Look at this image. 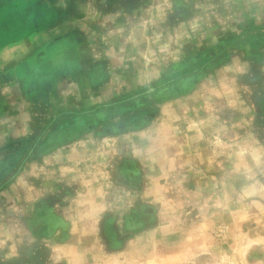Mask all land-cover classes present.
I'll return each mask as SVG.
<instances>
[{"label": "crops", "instance_id": "crops-1", "mask_svg": "<svg viewBox=\"0 0 264 264\" xmlns=\"http://www.w3.org/2000/svg\"><path fill=\"white\" fill-rule=\"evenodd\" d=\"M152 1L0 0V264L115 263L98 230L102 217L127 205L121 196L155 206L154 228L140 235L153 239L149 256L129 245L119 256L140 264H180L203 254L220 224L236 235L249 223L251 231L264 230V181L254 171L264 147L243 134L228 141L225 128L222 142H213L204 125L213 101L241 106L236 85L249 87L258 107L264 95L252 74L237 83L231 58L222 83L207 77L172 94L186 76L168 78L161 85L171 94L156 98L162 104L154 119L139 117L140 101L153 94H137L141 87L159 85L171 67L184 75L192 68L184 61L189 50L175 66L146 62L150 48L156 54L148 46L156 31L142 28L150 9L158 19L173 18L162 9L165 0ZM166 2L174 14L182 6ZM220 4L211 18L222 25L223 53L264 44V0ZM162 35L171 43L168 29ZM127 165L137 168L140 184L113 186L121 169L129 177ZM124 207L126 214L130 205ZM240 235L230 246L264 247L260 235Z\"/></svg>", "mask_w": 264, "mask_h": 264}, {"label": "rangeland", "instance_id": "rangeland-1", "mask_svg": "<svg viewBox=\"0 0 264 264\" xmlns=\"http://www.w3.org/2000/svg\"><path fill=\"white\" fill-rule=\"evenodd\" d=\"M183 1L179 0V2L182 3V6H180V10L178 12L175 10L177 12L176 14H174L175 12H173L175 6L173 7L169 5L166 0L165 4L162 5V9H164V12L166 11L167 13V10L170 11L169 13H171L170 15L173 14L174 19L172 17L167 18L165 20L164 18L163 20L158 19L154 8H152V10L150 9L147 17V20L149 21L146 22L145 26L144 24H142V28L145 27L146 29L152 30L154 32L156 31L154 34L155 36L152 35V40L148 38V46L154 47V53L156 54H152L153 52L150 48V52L152 53L148 52L146 55V59L145 57L144 59L149 64H152L150 63V61L152 59H155L163 63V66H175L176 63H179L184 57H187L186 51L189 50L192 52V57L185 59L184 61H189L188 66H191L192 68L188 70V75H184L187 71H182L181 68L173 69L174 67H171L172 69L168 70V74L164 76V80H158L159 85L150 84L147 85V87L145 88L141 87L137 94H153L152 96H150V99H148V101H140V104L138 105V107L141 106L140 111H142V113H139L140 111L138 112L140 118L146 117L154 119V116L157 114L158 111V105L162 104V102H158L156 98L174 93L172 91L170 93L166 85H161L163 84V82L168 81V78H181L186 76L182 78V81L176 82L178 83V87L179 83H183L185 81H188L189 79H193V85H195L199 80H202L207 77L211 80H218L219 83H222V67L224 65H227L230 62L231 58L235 59L236 62V65L234 64V71H237L235 72V74L239 73L235 77L237 83H239L240 79H244L242 78V76L250 77V74H252V77L257 79V89H259L257 91L259 92V95H264V44H260L258 49L252 48L253 51L249 48L251 50V52L249 53H245V49H243V55L236 53L237 50L234 47L228 48V51H225L223 53L222 25L217 23V21L214 20L213 17L211 18V13L213 12L211 11V9H214L216 11H222V4H220L221 0ZM153 3L154 0L152 1V4ZM184 6H186V8H184ZM186 11L190 12L188 13ZM180 13L184 14H181L180 16ZM167 29L168 33L171 34V43H168L167 40L164 38L165 35H162V30L167 31ZM202 31L213 32L211 33L212 37H198L197 34L201 33ZM186 32H188V34ZM219 34H221V36H219ZM193 36H195V39ZM188 44L191 45V50L189 48L186 49ZM255 50H258V53H255ZM246 60L249 62L244 66V69H237L238 64L240 63L241 66L242 62H245ZM180 65H178V67L184 66V64H182L181 66ZM154 75L155 74H153V76ZM190 88L192 89L193 87ZM210 88L214 90V93L220 92L218 91V87L211 86ZM241 88L242 87L236 85L235 94H233L234 97L235 95H237L238 100L242 102L241 106H235L234 108L233 102H230L229 104L227 103V106L226 104L222 106V103H219L218 100L217 102L213 101L212 103H210L208 109L211 112V119L205 121L204 123L206 129L208 130V135H210L209 138L213 142H222V128L223 131L225 128L227 132H224L226 133L225 138L228 141L233 142L234 134L237 133L239 135L243 134V138L249 140V142L251 138L254 137V139L264 147V96H259L262 97L263 100H260L259 104L257 103L258 107H256V102H252L249 98L250 88L244 87L245 90H242ZM155 95L157 97H154ZM233 108L234 110L233 112H231ZM238 109L239 111H237ZM240 109H243L244 111L241 112ZM130 119H132V117H130L129 120ZM212 136H214V138H212ZM121 170L118 172V174H120V177L117 175L115 176L116 183L119 185H114L113 183V186L122 187L123 184H128L132 187H138L140 183L135 179L137 168L132 165H127L125 167V170H127L129 173V177H124L121 173ZM254 171H258L256 173V176L258 178H262V180L264 181V163L254 168ZM107 179L109 180V178ZM132 197L133 196L120 197L122 202L126 201L127 205H130V210H128L126 214H123V211H127V209L124 207L127 205L122 204V206L119 205V208H116V213L114 215H110L108 217L104 216L101 219L102 226L98 230V240L99 243H101L102 251H104L106 255H115L116 262L113 264H140L138 263V259L136 258H131V260L122 258L124 257V255L122 254L123 250L127 247V245H129L128 247H134L135 249H139V247H142L140 249V258L149 256L152 251L150 250L152 244L149 243H151L153 239H151L150 236H146L147 238L145 240L143 238L144 235H140L151 231L154 228L156 224V215L154 221L150 219L149 215L145 217H139L137 219V223H140V225L142 226H139L140 228L138 227V230H134L130 233L125 232L124 230V217L130 214V212L135 210L136 208L146 205L148 207H151L152 210L156 213L155 206L153 204L151 205L139 200L137 201ZM118 200L119 198H117V201ZM139 212H143L142 209ZM48 218L50 222H52L54 219L52 217ZM253 226L254 225H251L250 223L246 224V226L238 230V233L236 235V230L230 232L229 226L227 224L218 225L211 232L209 243L210 246H207L206 252L194 256L189 260L183 261L180 264H264V247L249 246L246 248V246H230V242H232L234 238L236 240H240V238H243L244 236L240 234H243L247 230L250 231V233L252 232L254 234L260 235V238H264V230L251 231ZM134 243H137V245H131ZM119 256L122 257L119 258ZM149 264L161 263L159 261H152V263Z\"/></svg>", "mask_w": 264, "mask_h": 264}, {"label": "trees", "instance_id": "trees-1", "mask_svg": "<svg viewBox=\"0 0 264 264\" xmlns=\"http://www.w3.org/2000/svg\"><path fill=\"white\" fill-rule=\"evenodd\" d=\"M194 84L193 79H189L188 81H185L183 83L179 84V87H174L172 89V92L174 93H181L188 90L190 87H192ZM142 209L143 212H139ZM149 215L150 219L154 221L155 218V212L152 210L151 207L148 206H140L139 208H136L135 210L131 211L130 214L124 217V230L125 232H133L134 230H138L142 225L140 223H137V219L139 217H145ZM140 226V227H139ZM139 227V228H138Z\"/></svg>", "mask_w": 264, "mask_h": 264}]
</instances>
